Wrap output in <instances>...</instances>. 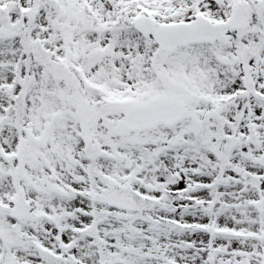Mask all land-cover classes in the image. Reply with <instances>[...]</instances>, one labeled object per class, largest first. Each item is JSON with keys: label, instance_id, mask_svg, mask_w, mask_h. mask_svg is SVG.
<instances>
[{"label": "snow or ice", "instance_id": "obj_1", "mask_svg": "<svg viewBox=\"0 0 264 264\" xmlns=\"http://www.w3.org/2000/svg\"><path fill=\"white\" fill-rule=\"evenodd\" d=\"M0 264H264V0H0Z\"/></svg>", "mask_w": 264, "mask_h": 264}]
</instances>
